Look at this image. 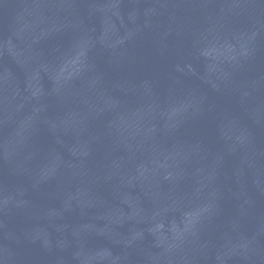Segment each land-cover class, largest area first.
Segmentation results:
<instances>
[{"label":"water","instance_id":"1","mask_svg":"<svg viewBox=\"0 0 264 264\" xmlns=\"http://www.w3.org/2000/svg\"><path fill=\"white\" fill-rule=\"evenodd\" d=\"M0 264H264V0H0Z\"/></svg>","mask_w":264,"mask_h":264}]
</instances>
